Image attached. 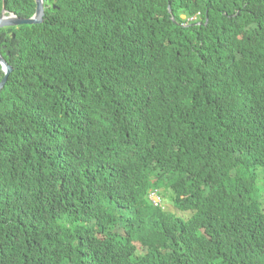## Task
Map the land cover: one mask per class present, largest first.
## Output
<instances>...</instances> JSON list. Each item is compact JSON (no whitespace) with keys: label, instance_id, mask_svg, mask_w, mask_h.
Instances as JSON below:
<instances>
[{"label":"trees","instance_id":"1","mask_svg":"<svg viewBox=\"0 0 264 264\" xmlns=\"http://www.w3.org/2000/svg\"><path fill=\"white\" fill-rule=\"evenodd\" d=\"M44 4L0 29V264H264V0Z\"/></svg>","mask_w":264,"mask_h":264},{"label":"clouds","instance_id":"2","mask_svg":"<svg viewBox=\"0 0 264 264\" xmlns=\"http://www.w3.org/2000/svg\"><path fill=\"white\" fill-rule=\"evenodd\" d=\"M43 6H44V16H45V9H46V6H45V4H44V0H43ZM4 7V6H3ZM5 8V7H4ZM3 9V8H2ZM6 10V9H5ZM35 10H36V8H35ZM35 14V13H34ZM34 14L30 17V18H20V17H18V16H16L13 12H11V13H9L7 10H6V14H5V17H9V16H11V15H13L15 18H18V19H31L33 16H34ZM1 16V15H0ZM44 16H43V20H44ZM43 20H42V22L41 23H43ZM41 23H39V24H41ZM36 25H38V24H36ZM22 26V25H21ZM19 27V26H18ZM8 28V30L9 31H12V27H7ZM13 37V36H12ZM1 56V55H0ZM2 57V56H1ZM2 59H3V57H2ZM4 60V59H3ZM4 62L8 65V63L4 60ZM0 65H1V69H2V71H3V67H2V64H1V62H0ZM8 66H10V65H8ZM11 67V66H10ZM12 68V67H11ZM13 70V69H12ZM12 70H11V72H12ZM10 72V73H11ZM3 73H4V71H3ZM4 75H5V73H4ZM2 81V80H1ZM1 81H0V83H1ZM6 83V82H5ZM5 83H4V85H5ZM3 85V86H4ZM2 86V87H3ZM1 87V88H2ZM0 88V89H1ZM123 148H126V144H124V143H119L117 146H116V148L115 149H123ZM137 154V153H136ZM112 168H115V170H114V173L116 174V176L117 177H119L120 175H126V170H123V169H121V168H117V167H112ZM140 175H144V174H137L136 176H135V180L137 181V179H138V177L140 176ZM116 179H119V178H116ZM165 181L166 182H169V180H163V182L165 183ZM128 185V184H127ZM134 193L135 192H132V194L134 195ZM147 200L151 203V205L154 207V208H156V209H159V210H161V211H163V213H167V214H169L170 212L169 211H171L172 212V214H174L175 213V209L174 208H172L171 206H169V205H167L168 204V202H166V200H168V195H163V196H161V195H159V191L158 190H153V189H148V194H147ZM103 207L104 208H106L104 205H103ZM171 214V213H170Z\"/></svg>","mask_w":264,"mask_h":264},{"label":"water","instance_id":"3","mask_svg":"<svg viewBox=\"0 0 264 264\" xmlns=\"http://www.w3.org/2000/svg\"><path fill=\"white\" fill-rule=\"evenodd\" d=\"M35 3H36V10H35L34 16L31 19H18V18H15L13 15L9 17H5L6 10L3 7L1 16H0V28L18 27L21 25H36V24L41 23L43 20V16H44L43 0H35ZM0 62L2 64L3 71L5 73V76L0 83V88H1L4 85V83L7 81V78L12 68L4 62L1 56H0Z\"/></svg>","mask_w":264,"mask_h":264},{"label":"bare ground","instance_id":"4","mask_svg":"<svg viewBox=\"0 0 264 264\" xmlns=\"http://www.w3.org/2000/svg\"><path fill=\"white\" fill-rule=\"evenodd\" d=\"M3 28H7V27H2V28H0V29H3ZM11 32H12V31L7 30V33H8V34H11ZM12 36H13V35H12ZM4 76H5V75H4ZM4 76H3V78H4Z\"/></svg>","mask_w":264,"mask_h":264},{"label":"rangeland","instance_id":"5","mask_svg":"<svg viewBox=\"0 0 264 264\" xmlns=\"http://www.w3.org/2000/svg\"><path fill=\"white\" fill-rule=\"evenodd\" d=\"M184 18V17H183ZM166 202H168V200H166ZM171 213V211H169Z\"/></svg>","mask_w":264,"mask_h":264}]
</instances>
